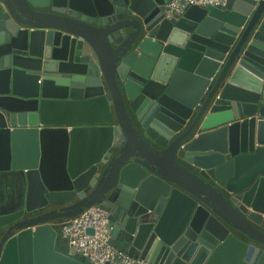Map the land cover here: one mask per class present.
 I'll use <instances>...</instances> for the list:
<instances>
[{
    "label": "water",
    "instance_id": "obj_1",
    "mask_svg": "<svg viewBox=\"0 0 264 264\" xmlns=\"http://www.w3.org/2000/svg\"><path fill=\"white\" fill-rule=\"evenodd\" d=\"M171 1L1 0L0 264H88L94 206L148 264H264V0Z\"/></svg>",
    "mask_w": 264,
    "mask_h": 264
},
{
    "label": "built area",
    "instance_id": "obj_2",
    "mask_svg": "<svg viewBox=\"0 0 264 264\" xmlns=\"http://www.w3.org/2000/svg\"><path fill=\"white\" fill-rule=\"evenodd\" d=\"M227 1L172 0L167 8L169 14L181 16L184 10L190 6L220 7ZM3 7L0 0V10ZM55 227L61 239L66 242L67 254L70 257L82 258L88 264H148L144 260L134 259L126 252L108 245L112 224L108 219V214L99 206L90 207L78 217L61 221L55 224Z\"/></svg>",
    "mask_w": 264,
    "mask_h": 264
},
{
    "label": "crops",
    "instance_id": "obj_3",
    "mask_svg": "<svg viewBox=\"0 0 264 264\" xmlns=\"http://www.w3.org/2000/svg\"><path fill=\"white\" fill-rule=\"evenodd\" d=\"M17 188H18V181L16 178H14V176L3 178L0 181V196L1 198H8L5 199L4 202H7L6 200H10L13 197L17 196L16 195Z\"/></svg>",
    "mask_w": 264,
    "mask_h": 264
},
{
    "label": "flooded vegetation",
    "instance_id": "obj_4",
    "mask_svg": "<svg viewBox=\"0 0 264 264\" xmlns=\"http://www.w3.org/2000/svg\"><path fill=\"white\" fill-rule=\"evenodd\" d=\"M4 178H6V177H4ZM17 179V181H18V188H17V192H16V195L18 196L19 194H21L22 192V181H21V179L20 178H16ZM0 199L2 200V201H4L5 199H8V198H1V196H0ZM7 201V200H6Z\"/></svg>",
    "mask_w": 264,
    "mask_h": 264
}]
</instances>
